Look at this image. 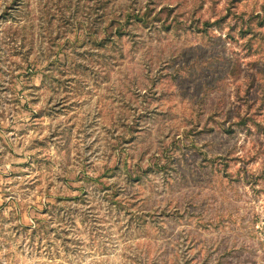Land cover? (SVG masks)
I'll use <instances>...</instances> for the list:
<instances>
[{"label": "rangeland", "instance_id": "obj_1", "mask_svg": "<svg viewBox=\"0 0 264 264\" xmlns=\"http://www.w3.org/2000/svg\"><path fill=\"white\" fill-rule=\"evenodd\" d=\"M97 3L0 0V264H264V0Z\"/></svg>", "mask_w": 264, "mask_h": 264}, {"label": "trees", "instance_id": "obj_2", "mask_svg": "<svg viewBox=\"0 0 264 264\" xmlns=\"http://www.w3.org/2000/svg\"><path fill=\"white\" fill-rule=\"evenodd\" d=\"M99 1L100 0H96V2H98L97 4H96V6H99ZM118 20V19H117ZM129 22L127 21H125V23H121L120 21H116V19L115 20H111V21H109L108 23H106V25H105V27H104V31H106V30H109L113 25H117L118 27V31H119V33H121L122 32V29L124 30V28L126 27V25L128 24ZM93 24V22L92 21H90V25H92ZM93 32H97V30H96V28H94V27H92V26H90V34H93ZM122 34V33H121ZM94 35V34H93Z\"/></svg>", "mask_w": 264, "mask_h": 264}]
</instances>
